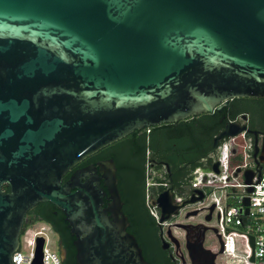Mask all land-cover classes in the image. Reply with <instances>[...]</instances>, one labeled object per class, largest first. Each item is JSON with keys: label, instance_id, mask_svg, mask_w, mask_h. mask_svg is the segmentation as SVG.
Instances as JSON below:
<instances>
[{"label": "water", "instance_id": "1", "mask_svg": "<svg viewBox=\"0 0 264 264\" xmlns=\"http://www.w3.org/2000/svg\"><path fill=\"white\" fill-rule=\"evenodd\" d=\"M234 98L264 99V0H0V264H13L40 203L64 215L76 264H148L113 160L64 176L134 131ZM243 130L227 124L213 148ZM253 158L259 167L264 150ZM253 178L244 172L245 185ZM186 250L191 264H215L223 243Z\"/></svg>", "mask_w": 264, "mask_h": 264}, {"label": "flooded vegetation", "instance_id": "2", "mask_svg": "<svg viewBox=\"0 0 264 264\" xmlns=\"http://www.w3.org/2000/svg\"><path fill=\"white\" fill-rule=\"evenodd\" d=\"M236 123L245 130L233 137H222L213 148L214 139L225 130L226 125ZM145 130L148 217L146 222L135 227L126 216L129 222L127 232L135 237L148 264H191L186 245L195 246L200 241L204 250L217 254L222 243L217 227L221 214L211 202L212 195L218 190L221 173L229 174L234 167L243 165V149L249 155L247 166L254 173L253 180L259 178L261 165H256L253 154L256 151L258 158L264 150V99L234 98L225 105L216 106L212 113L134 131L119 140L121 151L136 136H142ZM239 156H242V163L232 166ZM86 160L74 167L71 174L93 164L82 165ZM215 163L216 171L213 168ZM244 172L242 168H237L234 178L243 179ZM117 179L119 186L118 176ZM160 197L164 199L159 201ZM211 206L214 208L209 212ZM33 208L26 214L24 224L33 222L32 225L46 226L54 237L55 251L61 264H70L72 260L76 264L75 238L70 234L62 212L50 203H40ZM46 208L52 213L50 222L65 226L64 237L55 226L39 219L37 214ZM195 211L196 215L187 217ZM209 213L210 220L207 221ZM65 243H68L67 246ZM222 254L223 250L216 256L215 264H218Z\"/></svg>", "mask_w": 264, "mask_h": 264}, {"label": "built area", "instance_id": "3", "mask_svg": "<svg viewBox=\"0 0 264 264\" xmlns=\"http://www.w3.org/2000/svg\"><path fill=\"white\" fill-rule=\"evenodd\" d=\"M243 152V165L234 167L229 174L221 173L217 190L220 194L217 196L215 192L211 199L221 214L217 227L222 235L223 254L218 264H264V163L259 171V183H256L258 179H254L252 185H245L244 178H234L237 168H242L243 171L249 169V155L246 149H243ZM249 187L252 192L246 193ZM245 197L249 200L248 207L243 206ZM245 209H248L247 214ZM28 229L22 235L27 244L26 249L21 251L19 243L17 250L12 254V263L34 264L36 239L42 238L44 243L41 264H61L59 254L47 247L45 228L41 227L39 231ZM250 237L253 238L254 250L250 245Z\"/></svg>", "mask_w": 264, "mask_h": 264}, {"label": "trees", "instance_id": "4", "mask_svg": "<svg viewBox=\"0 0 264 264\" xmlns=\"http://www.w3.org/2000/svg\"><path fill=\"white\" fill-rule=\"evenodd\" d=\"M195 134L197 135V132H195ZM121 149V142L118 141L113 143L107 148H104L96 154L88 157L82 165L89 163L94 164L98 161L107 159L113 160L117 170V176L119 177L118 189L123 202V212L126 216H128L131 224L137 227L143 222H146V218L148 217L145 199V164L147 160L146 153L148 150L146 130L142 136H136L135 140H133L131 144L128 143L125 145L123 152ZM70 175L71 172L66 174L63 182H65ZM3 190L4 192H8V186L5 185ZM33 209L34 208L30 211ZM37 215L39 219L48 221L51 225L55 226V229L62 237L66 235V228L64 225L59 223L53 224L50 222V217L52 215L51 210H48L47 208L43 209ZM32 223L33 222H29L23 225L22 235L26 229L32 225ZM70 264H74L73 260Z\"/></svg>", "mask_w": 264, "mask_h": 264}, {"label": "rangeland", "instance_id": "5", "mask_svg": "<svg viewBox=\"0 0 264 264\" xmlns=\"http://www.w3.org/2000/svg\"><path fill=\"white\" fill-rule=\"evenodd\" d=\"M242 163V156H239V157H237V159L236 160H234V162H233V164H232V166L233 165H236V164H241ZM220 193L219 192H217V196L219 195ZM41 227H44L45 229H44V234H45V238L48 240L47 242V247L49 248V249H51V250H55V240H54V237H53V235L49 232V230L47 229V227L46 226H44V225H42V224H35V225H30L28 228L30 229V230H33V231H39V229L41 228ZM28 229V230H29ZM27 236H29V235H27ZM26 246H27V244H26V242L24 241V239H23V237H22V235H21V237H20V248H21V251H25V249H26Z\"/></svg>", "mask_w": 264, "mask_h": 264}]
</instances>
